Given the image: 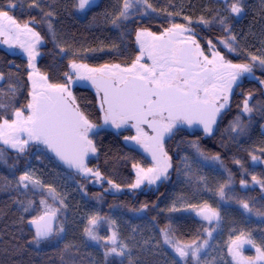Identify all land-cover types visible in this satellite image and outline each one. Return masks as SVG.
<instances>
[{"label": "trees", "instance_id": "obj_1", "mask_svg": "<svg viewBox=\"0 0 264 264\" xmlns=\"http://www.w3.org/2000/svg\"><path fill=\"white\" fill-rule=\"evenodd\" d=\"M121 2L122 0H100V3L90 6L83 13L75 7L78 0H38L39 7H30L32 0H0V7L12 13L21 23L33 19L37 21L34 25L30 24L44 40L37 67L49 76L50 83L64 82L63 73L68 71L67 64L73 58L90 67L104 64L129 66L139 52L137 31L160 33L173 23L189 24L184 17L191 20L203 15L205 19L211 20L217 12L220 15L225 13L222 12L224 5L219 6L214 0H149L156 11L147 9L145 14L144 7L139 6V11L133 9L130 18L121 21L120 26L116 27L111 24V19L122 6ZM9 3L16 6L9 9ZM48 11L54 13L47 19L53 24L55 43L47 23L44 22L43 13ZM262 18L263 14H259L244 23L245 37L249 40L237 42L243 47L241 54L224 50L229 59L236 63H248L250 55L261 57L264 49V44H261L264 38L259 30ZM229 25L232 29V16H229ZM192 26L201 43H205V40L217 43L219 39L231 35V32H224L216 22ZM256 34L259 42L253 40ZM57 44L69 51L60 53ZM72 52H77L78 55L73 57ZM253 68L255 78L239 84L218 131L206 137L181 130L170 139L167 150L174 161L173 172L170 179L163 182L157 190L136 194L125 191L135 180L133 164L144 165L146 158L137 149L126 145L120 135L110 130H101L96 134L94 144L97 159L92 165L101 172L104 179H111L119 184L124 192L107 193L102 188L90 186L81 178L77 179L82 188L65 183L67 169L57 162L50 151L32 156L33 149H30L24 155H9L7 162L0 158V264H129L127 255H112L106 260L105 249L85 235V225L94 214L116 221L115 225L106 221H101L99 225L113 228L118 233V241L128 244L134 264H173V260L181 264L162 243L160 229L171 224L175 239L185 243L193 240L199 242L207 235L204 232L205 223L194 216L191 209L169 212L167 209L172 206L173 201L177 202V207L207 202L220 212L223 231L218 234L225 230L234 233L244 231L250 234L257 246L264 248V216L256 215V211L264 212V197L258 189L248 192L240 187L242 171L264 179V151H261L264 149V132L261 130L264 124V88L260 83L264 80V69L258 64ZM28 72L24 58L0 48V73L3 74L0 101L6 105L0 112L9 118L14 109H23L29 102ZM72 93L81 111L93 123L100 124L102 114L95 93L83 86H74ZM249 93L252 94L249 104L253 107V112L245 114L242 112L243 100ZM238 116L245 125L243 133L230 131L231 124ZM192 142L198 145L199 152L191 146ZM252 155L260 159L253 161ZM215 156H219V160L212 159ZM184 158H187V162L180 166L179 162ZM25 171L32 172L34 178L39 179L45 187L18 189L16 181ZM221 184H227L224 200L218 195ZM47 186L53 187L59 194L57 201L61 210L55 228L63 226L64 232L37 245L29 243L35 232L28 221L38 215L37 201L41 197L51 196ZM60 198L64 200L63 206ZM237 200L247 201L254 211L246 212ZM28 201L33 203L29 211L24 212L23 208L28 205ZM144 204L148 208L134 211ZM108 234L105 229L99 236ZM219 238H223L222 235ZM215 241L211 239L212 244ZM65 244L71 246L68 251H63ZM249 246L245 253L253 257L256 249ZM211 249L221 251L212 246ZM222 253L224 255L214 254L219 256V263L232 264L228 252Z\"/></svg>", "mask_w": 264, "mask_h": 264}, {"label": "snow or ice", "instance_id": "obj_2", "mask_svg": "<svg viewBox=\"0 0 264 264\" xmlns=\"http://www.w3.org/2000/svg\"><path fill=\"white\" fill-rule=\"evenodd\" d=\"M217 2L223 3L225 11L230 15L239 16L244 11L243 0H217ZM92 3L93 0H78L75 7L83 11ZM15 6L9 3L8 8ZM29 6L39 7L38 0H32ZM139 6L144 7L145 14L147 9L156 11L149 0H122V6L111 19V24L119 27L121 21L130 18L133 9L139 11ZM53 15L52 11L43 13L44 22L47 23L55 43V30L51 20L47 19ZM168 15L171 16L172 13ZM184 19L189 24L192 23L190 18L184 17ZM213 22L219 23L224 32H231L229 15H220L217 12L211 20L203 16L199 18V23L204 25ZM35 23L37 21L33 19L21 25L9 15L8 10L0 7V37L3 38L0 43L8 45L9 48L18 46L27 55V67L30 70L28 80L31 82L30 101L25 109H14L10 118L0 112V144L7 145L18 153L26 152L30 145H43L69 168H74L85 177H95L96 181L100 182L103 179L101 172L88 167L86 163L89 154H95L97 151L90 133L106 126L115 129L134 128L136 134L125 136L124 140L132 141L148 152L152 158V166L145 168L139 164H133L136 178L134 183L128 185L130 189H139L145 182L148 185H154L157 181L167 180L172 164L171 157L164 148L165 137H171L181 131L183 125L189 127L200 125L206 135H211L217 117L228 106L233 87L238 86V80L245 74H252L256 64L264 69V57L256 55H250L248 63H232L226 60L224 55L216 50L212 40L207 41L211 51L210 58L205 55L192 28L173 23L160 35L146 30L137 31L139 54L127 67H122L120 64H104L93 68L88 64L78 63L73 58L67 64L68 71L63 73L64 82L50 83L49 76L42 73L36 66V59L41 55L39 46L43 42V37L30 26ZM235 41V35L219 39V43L223 44L230 53L237 51L234 47ZM57 47H59L58 44ZM68 51L64 47H59V52L62 54ZM77 55V52H72L73 57ZM145 57L151 61V64L142 63ZM2 79L3 74L0 73V80ZM77 80L89 81L95 88L99 110L102 113V124L93 123L77 104L71 90V85ZM261 83L264 84V80ZM12 91L14 92L15 89L13 88ZM251 98L252 94L249 93L243 100L242 112L245 114L253 112V107L249 104ZM4 108L6 105L0 101V109ZM145 127L151 130V135ZM230 131L238 133L245 131V125L241 122L240 116L231 124ZM96 134L99 133L96 132ZM191 146L199 152L195 142H192ZM199 154L203 155L202 152ZM2 156L3 151L0 150V158ZM37 158L39 159V156ZM212 159L219 160V156ZM251 159L257 161L260 158L252 155ZM236 163L239 164L240 161ZM252 181L260 185L261 190L264 191V180H259L253 175ZM107 183L111 188L120 190V185L111 179L107 180ZM240 183L242 186H247V182L243 179ZM30 185L33 189L45 187L39 179L34 178L32 172L25 171L16 181V187L28 189ZM47 187L52 198L57 199L59 194L56 190L51 186ZM226 187L227 184H221L218 188L221 200L226 198ZM17 203L23 204L21 201ZM32 203L28 201L23 211L28 212ZM237 203L246 212L254 211L245 200H237ZM40 204L44 206L43 213L28 221L35 228L33 240L29 243L37 245L53 235L59 236L64 232L63 226L56 229L53 227L59 209L52 208L44 199H41ZM60 204L64 205L63 198H60ZM146 208L148 205L144 204L134 211L139 212ZM188 209L194 211L209 225H212L214 221L218 225L221 220L218 208L212 207L207 202L177 207V202L173 201L172 206L167 210L179 212ZM256 215L264 216V212L256 211ZM101 221L111 225L116 223L115 220L94 214L88 218V226L84 229L85 235L97 243L104 242L102 246L106 249L104 252L106 260L112 255L117 257L127 255L129 264H134L128 244L123 241L118 243V233L115 230L107 237L98 235L97 226ZM214 231H216L214 227L204 229L208 238L212 237ZM160 235L162 243L171 248L181 264H189L190 261L191 264H202L201 254L209 246V239H203L200 243L196 240L181 243L175 239L171 224L161 228ZM245 244L256 249L255 258L245 257L242 254L241 249ZM159 246L158 242L157 247ZM70 247L65 244L63 251H68ZM228 252L234 264L264 262V248L257 246L250 238V234L244 231H241L234 239H230ZM173 264H177V261L173 260Z\"/></svg>", "mask_w": 264, "mask_h": 264}, {"label": "rangeland", "instance_id": "obj_3", "mask_svg": "<svg viewBox=\"0 0 264 264\" xmlns=\"http://www.w3.org/2000/svg\"><path fill=\"white\" fill-rule=\"evenodd\" d=\"M215 1V4H218L219 6L220 5H223V3H218L217 2V0H214ZM100 3V2H99ZM122 3V2H121ZM245 2L243 1V7H246L245 5ZM89 8H91L90 6H88V7H86L83 11H81V10H79V12L80 13H83L85 10H87V9H89ZM207 10H210L209 8L207 9ZM222 12H225V13H223L224 15L226 14V15H229V16H235V15H230L228 12H226L225 11V8H224V10L222 11ZM255 12V11H254ZM9 15H11V16H13L14 17V15L12 14V13H10L9 12ZM203 16V15H202ZM201 17V16H200ZM200 17H195V18H193V19H191V21H192V23L191 24H183V25H185V26H187V27H190V28H192V30H193V32L195 33V38H196V40L199 42V39H198V37H197V34H196V30H195V28L192 26V25H198V24H201V23H199V18ZM204 17V16H203ZM15 18V17H14ZM259 18V17H258ZM16 19V18H15ZM17 20V19H16ZM17 22L18 23H20L21 25H23L24 23H21V22H19L18 20H17ZM176 24H182V23H176ZM31 26V25H30ZM262 25H260L259 26V30H260V32H261V35L264 33V31H262ZM36 31V30H35ZM255 38L253 39L254 41H256V42H259V37H258V34H256L255 36H254ZM263 38H264V34H263ZM3 38L2 37H0V40H2ZM23 39V38H22ZM207 41L208 40H205V43H201V42H199V44H200V46H201V48H202V50L204 51V53H205V55H208L210 58H211V51H210V48H209V45H208V43H207ZM137 42V41H136ZM243 42V41H242ZM261 44H264V40L262 41L261 40ZM240 43V42H239ZM238 43V44H239ZM43 44H44V40H43V42H42V44L39 46V51L41 50V47L43 46ZM213 44L215 45V47H216V50L217 51H220V53L222 54V55H224V57H225V59L226 60H230L232 63H236V62H234V61H232L231 59H229L227 56H226V54H225V52H224V50H227L225 47H224V45L223 44H221V43H219V41L217 42V43H214L213 42ZM0 48H2V49H4L7 53H9V54H16V55H19L20 57H22V58H24L26 61H27V55L23 52V50L20 48V47H13V48H9V46L8 45H4L3 43H0ZM137 48L139 49V45H138V43H137ZM242 46H240V44L237 46V51L236 52H233L234 54H236V53H238V54H241L242 53ZM228 51V50H227ZM41 56V55H40ZM40 56H38L37 57V59H36V66H37V63H38V60H39V58H40ZM261 57H264V49H263V52L261 53ZM78 63H80V62H78ZM142 63H147V64H151V61L150 60H148L147 59V57H145V59L142 61ZM90 67V66H89ZM38 68V67H37ZM93 68H95V67H93ZM30 71V70H29ZM254 72H255V70H254V68H253V72H252V74H245L244 76H242L239 80H238V82H237V84H238V86H239V84H241L242 82H244L245 80H252V79H254L255 78V74H254ZM3 81V79L2 80H0V83ZM260 83H261V81H260ZM29 85H30V91H31V82L29 81ZM261 85L263 86V88H264V84H262L261 83ZM74 86H83V87H87V88H89V89H91V90H93L95 93H96V90H95V88H93L92 87V85H91V83L89 82V81H80V80H77V81H75L72 85H71V90H72V88L74 87ZM238 86H234L233 87V91H232V93H231V95H230V98H229V103H228V106L225 108V109H223L222 110V112H221V114L217 117V122H216V124L214 125V127H213V132H212V134L211 135H213L216 131H218L219 130V128H220V126H221V119H222V117H223V115H224V113H225V111L229 108V105H230V103H231V99L233 98V96H234V94L236 93V91H237V88H238ZM29 101H30V96H29ZM97 105H98V98H97ZM99 107V106H98ZM26 108V107H25ZM25 108H23V109H25ZM25 114H27V112H25ZM102 114V113H101ZM103 123V121H102V119H101V123L100 124H102ZM182 127V130H185V131H188V132H200V133H202L204 136H206V137H209V136H211V135H206L204 132H203V128H202V126H200V125H193V126H191V127H189V126H187V125H183V126H181ZM101 130H110V131H112V132H114V133H116L117 135H120L121 137H122V139H123V141L126 143V145H128V146H130V147H133V148H135V149H139V148H141L139 145H136L134 142H132V141H125L124 140V137L125 136H133V135H135L136 134V130L134 129V128H130V127H123V128H121V129H115V128H112L111 126H106V127H104V128H102V129H97V130H95L93 133H90V138L93 140V142H94V140H95V136H96V132H99V131H101ZM145 130L146 131H148L146 128H145ZM261 130H262V132H264V124L262 125V127H261ZM149 132V131H148ZM122 134V135H121ZM149 134H151L150 132H149ZM167 138H169V137H167ZM30 149H33L32 150V152H31V155L32 156H37L38 154H47V153H49V151L47 150V149H45L44 148V146L43 145H30L29 146V148L26 150V152H24V153H18L15 149H12V148H10L9 146H7V145H3V144H0V150H2L3 151V156H2V158L1 159H6L5 161L7 162V160H8V158H10V156L9 155H24V154H27V153H29V151H30ZM38 149H39V151H38ZM168 153V152H167ZM169 155V154H168ZM97 159V154L95 153V154H92V153H90L89 154V156H88V160H87V166L88 167H90V168H92V169H94V170H96V167L95 166H93L92 165V162L93 161H95ZM187 162V160L184 158L183 160H181L180 162H179V164H180V166H184L185 165V163ZM171 164H172V167L169 169V172H168V176H169V178L167 179V180H161V181H157V183L156 184H154V185H148L147 184V182H145V184H143V185H141V187L139 188V189H130V188H127L125 191L126 192H129L130 194H136V193H138V192H141V191H150V190H157L159 187H160V185L163 183V182H166V181H168L169 179H170V177H171V174H172V172H173V164H174V161H173V158L171 157ZM141 167H145V168H147V167H151L152 166V160H147L146 159V163L144 164V165H140ZM262 166H263V171H264V163L262 164ZM133 172H134V174H135V178H136V171H135V169L133 168ZM241 173V180L243 179V180H245L246 182H247V186L245 187V186H242L241 185V183H240V187L244 190V191H252V190H254V189H258V190H260V192H261V196L262 197H264V191H262L261 190V187H260V185H258V184H255L253 181H252V176H250L247 172H245V171H242V172H240ZM103 177V176H102ZM77 178H81V179H84V180H86V182L90 185V186H92V187H95V188H102V189H104L105 190V192H107V193H119V192H124V190H122V189H120L119 191H117L116 189H113V188H111V186L107 183V180L106 179H102L100 182H97L96 181V178L95 177H92V176H88V177H85V176H83L82 174H80V173H78L76 170H66V175H64V179H65V183H68V184H70V185H74V186H76V187H81L82 188V186H81V182L77 179ZM257 179H259V178H257ZM259 180H264V179H259ZM134 182H135V180H134ZM29 188H31L32 190H33V188L31 187V185L29 186ZM28 188V189H29ZM41 199H44V200H46L47 201V204L49 205V206H51L52 208H58L59 209V211L57 212V216L60 214V206H59V204H58V201H57V199H53L51 196H47V197H41L37 202H38V215H41L42 213H43V211L45 210L44 209V206L43 205H41L40 204V201H41ZM57 201V202H56ZM37 215V216H38ZM57 216H56V218H57ZM194 216H196V217H198V218H201V217H199V216H197L196 214H195V212H194ZM201 220H202V218H201ZM203 222L205 223V228H211V227H214V228H216V231H214L213 232V235H212V237L211 238H208V237H206V238H204V239H209V246L206 248V249H204L203 251H202V254H201V261H202V264H204V262H207V264H222V263H219V256L218 255H214V254H216V253H220V254H223L224 255V253H222V252H228V245H229V243H230V239H234L235 238V236H237V235H239V233H234V231H224V233H220V234H218V232L220 231V232H222L223 230L221 229L222 228V225L220 224V222H219V224L217 225L216 224V222L214 221L213 222V224L212 225H209L206 221H204L203 220ZM86 226H88L87 224L85 225V227ZM104 225H98L97 226V233H98V235L99 234H101V232H103V231H105V229L109 232V234L108 235H106V236H103V237H107V236H109V235H111V232L113 231V228H111V227H109L108 228V226H106V227H103ZM56 229V228H55ZM221 229V230H220ZM221 235H222V237L223 238H219V237H221ZM225 237H224V236ZM211 239H214V240H216L215 242L216 243H211ZM203 241V239L202 240H200L198 243H200V242H202ZM95 242V241H94ZM120 241H118V243H119ZM103 241H101L100 243H97L96 242V244L97 245H99V246H101V247H103L104 249H105V247L104 246H102L103 245ZM181 243H185V242H181ZM212 244V245H211ZM167 246V245H166ZM211 246L213 247V248H219V250H221V251H219V252H216V251H213L212 249H211ZM168 247V246H167ZM248 247H250L249 246V244H245L244 245V247L241 249V251H242V254L245 256V257H250V256H248L246 253H245V250L248 248ZM169 248V247H168ZM170 250H171V248H169ZM106 250V249H105ZM224 250V251H223ZM171 252L175 255V253L171 250ZM256 255H257V253H254V255H253V257L252 258H255L256 257ZM227 256V255H226ZM230 257V259H232V256H231V254L229 255V252H228V258ZM176 258H178V257H176ZM179 259V258H178ZM231 263L232 264H234V262L231 260ZM189 264H191V261L189 262ZM257 264H264V262H257Z\"/></svg>", "mask_w": 264, "mask_h": 264}, {"label": "flooded vegetation", "instance_id": "obj_4", "mask_svg": "<svg viewBox=\"0 0 264 264\" xmlns=\"http://www.w3.org/2000/svg\"><path fill=\"white\" fill-rule=\"evenodd\" d=\"M243 1L245 2L244 5L246 7H244V11L239 16H233L234 25H233V27L231 29V35H235V37H236V41L234 42V47H236V48L238 46V43L237 42H240L239 40H242V41L249 40L247 37H245L246 34H245V29H244V23L247 22L248 20H252V17L253 16H259V14H263L262 23H261L262 27L261 28H262V31H264V0H243ZM99 2H100V0H93V3L91 4V6L94 5V4H96V3H99ZM164 30L165 29H162V31L160 33H154V34L160 35ZM263 34H262V36H263ZM138 54H139V52H138ZM122 67H127V66H122ZM95 95H96V93H95ZM96 99H97V96H96ZM147 130L151 133V130L150 129H147ZM183 131H185V130H183ZM186 132H188V131H186ZM189 133H191V132H189ZM192 133L202 134L200 132H192ZM173 136H171L169 138L165 137V140H164V148H165V151L166 152H168V150H167L168 142L170 141V139ZM142 149L143 148L141 147V148H139L137 150L142 154V152H141ZM143 156L147 160H152V158L149 157V156H145V155H143Z\"/></svg>", "mask_w": 264, "mask_h": 264}, {"label": "water", "instance_id": "obj_5", "mask_svg": "<svg viewBox=\"0 0 264 264\" xmlns=\"http://www.w3.org/2000/svg\"><path fill=\"white\" fill-rule=\"evenodd\" d=\"M213 127H214V125H213ZM141 152H142L143 155L151 157V155H150L148 152H146L144 149H142ZM51 153H52V152H51ZM52 155L56 158L57 162H58L62 167H64L65 169H67V170H75L74 168H69V167H68L63 161L59 160V158H57V157L55 156L54 153H52ZM87 160H88V157L86 158V163H87ZM56 222H57V218L55 219L54 224H53L54 229H55V227H56ZM29 226H30V228L35 232V228H34V226H32L31 224H29Z\"/></svg>", "mask_w": 264, "mask_h": 264}]
</instances>
